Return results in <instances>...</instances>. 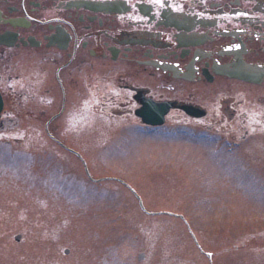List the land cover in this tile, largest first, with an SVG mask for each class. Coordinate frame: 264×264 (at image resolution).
<instances>
[{
    "label": "rangeland",
    "instance_id": "rangeland-1",
    "mask_svg": "<svg viewBox=\"0 0 264 264\" xmlns=\"http://www.w3.org/2000/svg\"><path fill=\"white\" fill-rule=\"evenodd\" d=\"M82 108L49 127L62 147L41 118L4 114L0 264H264L263 132L214 159L185 127L154 135Z\"/></svg>",
    "mask_w": 264,
    "mask_h": 264
},
{
    "label": "flooded vegetation",
    "instance_id": "flooded-vegetation-1",
    "mask_svg": "<svg viewBox=\"0 0 264 264\" xmlns=\"http://www.w3.org/2000/svg\"><path fill=\"white\" fill-rule=\"evenodd\" d=\"M0 98V129L5 113L41 118L61 147L49 127L80 100L238 150L264 133V0H0ZM145 102L172 104L160 126L136 118Z\"/></svg>",
    "mask_w": 264,
    "mask_h": 264
},
{
    "label": "water",
    "instance_id": "water-1",
    "mask_svg": "<svg viewBox=\"0 0 264 264\" xmlns=\"http://www.w3.org/2000/svg\"><path fill=\"white\" fill-rule=\"evenodd\" d=\"M1 108H2V102L0 99V111ZM167 108H169V105H153L150 103H144L142 109L139 110L136 113V115L141 118L142 123L146 125L157 126L162 123V117L166 112ZM184 110L185 112H188V110H186L185 108ZM15 240L18 241L19 237H16ZM67 253L68 251H64V254ZM141 258L142 256H139V259Z\"/></svg>",
    "mask_w": 264,
    "mask_h": 264
}]
</instances>
